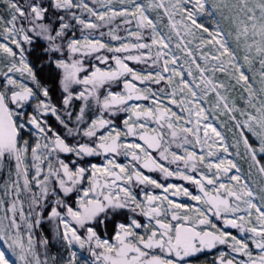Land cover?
Masks as SVG:
<instances>
[{
    "label": "snow or ice",
    "instance_id": "snow-or-ice-1",
    "mask_svg": "<svg viewBox=\"0 0 264 264\" xmlns=\"http://www.w3.org/2000/svg\"><path fill=\"white\" fill-rule=\"evenodd\" d=\"M0 264H264V0H0Z\"/></svg>",
    "mask_w": 264,
    "mask_h": 264
}]
</instances>
